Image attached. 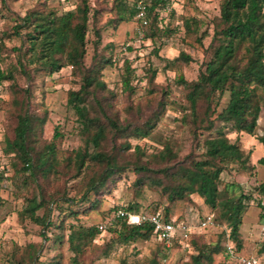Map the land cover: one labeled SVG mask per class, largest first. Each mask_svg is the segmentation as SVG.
<instances>
[{"label": "trees", "instance_id": "obj_1", "mask_svg": "<svg viewBox=\"0 0 264 264\" xmlns=\"http://www.w3.org/2000/svg\"><path fill=\"white\" fill-rule=\"evenodd\" d=\"M138 2L115 0L113 21L119 24L138 17ZM162 4H165L164 0L145 1L149 23L157 29ZM98 14L99 10L92 6L90 0H79L61 13L53 8L30 10L16 25V34L20 33L19 28L28 30L24 41L28 42L25 56L34 69L53 74L65 66H71L72 75L79 79L80 86L69 91L68 101L82 122L81 132L87 141L85 149L73 151L66 158L59 156L58 130L49 142L42 145L39 133L46 123V117L31 111L30 90H24L28 95L24 103L20 102L15 136L5 140L4 150L14 151L15 158L21 164L18 171L27 175L25 184H28V178L38 182L41 178L49 180L59 173L64 160L68 171L81 177V190L78 197L46 198L41 194L27 198L22 216L41 224L46 230L52 227L67 230V242L73 253L71 264H81L80 255L106 227L101 229L98 224L81 223L78 221L80 213L99 208L103 198L98 196L108 192L113 184L132 171L136 174L134 186L137 195L143 193L144 187H151L158 191L166 204L157 202L143 208L144 205L136 200L126 205L118 203L111 206L106 212L110 214L107 229L116 240L124 244L156 240L166 245L153 223L143 221L132 224L127 216H118V211L123 209L126 213L148 215L158 213L165 220L188 224L183 215L173 217L172 206L197 194L211 211L219 209L221 224L226 228L217 243H209L205 248L199 247L192 235L184 238L180 232L175 233L171 245L196 250L187 264H213L215 256L225 250L226 258L230 259L228 246L235 251L243 248L241 225L253 197L244 192L228 194L233 191L228 183L221 189L222 173L233 164L250 169L259 165L264 167V134L258 133L259 126L264 124V108L259 94V89L264 88V0H222L219 20L209 46V60L197 78L178 80L187 101L183 105V120L190 125L195 138L204 133L207 135L201 141L204 149L202 159L188 155L184 160L175 162L173 159L177 154L168 145L161 151L149 153L141 144L133 145L130 141L152 135L160 116L166 111L167 99L161 98L158 109L144 122L122 124L118 114L112 111L116 93L104 79V71L108 64H112V58L95 53L92 63H85L90 25ZM93 29L97 36L94 41L96 48L102 35L100 29ZM155 34L152 32L150 36ZM208 34V31H204L199 40L202 41ZM175 60L189 63L192 58L181 52ZM125 67L122 84L126 90L133 91L135 70L127 61ZM14 79V71L6 72L0 68V85ZM164 94L166 96L168 91H164ZM89 97L93 104L87 101ZM248 140L252 142L251 147H247ZM4 174L0 170V183L4 180ZM257 190L264 194V181ZM0 203H4L1 195ZM63 203H67V206ZM257 203L259 205V199ZM51 204L60 210L56 219L51 217ZM43 209L44 213L39 214L38 211ZM261 217L264 223L262 214ZM68 219L76 221L67 223ZM58 240L62 241V236ZM34 252H29L27 259H18L14 264L35 262L39 256ZM258 252L264 254V240ZM122 264L128 263L122 261ZM147 264H158L156 257L150 258Z\"/></svg>", "mask_w": 264, "mask_h": 264}, {"label": "rangeland", "instance_id": "obj_2", "mask_svg": "<svg viewBox=\"0 0 264 264\" xmlns=\"http://www.w3.org/2000/svg\"><path fill=\"white\" fill-rule=\"evenodd\" d=\"M77 1L0 0V68L6 72L12 70L15 74L14 80L0 85V170L5 173L0 183V195L4 199V203H0V264H14L18 259H27L32 251L39 259L31 264H71L73 253L67 242V230L56 227L46 230L41 224L23 217L21 211L27 198L35 195L44 194L46 198L80 196L81 177L68 171L62 160L59 173L49 180L41 178L38 182L28 178V184H25L27 175L18 171L21 164L15 158L14 151L4 150V147L5 140L15 136L17 112L21 109L20 102L24 103L27 99L28 94L24 90L29 89L31 111L46 117V123L39 133L42 145L49 142L58 130L60 158L86 148L87 141L81 132L82 122L68 101L69 91L80 86L79 79L72 75L71 66H65L53 74L34 69L25 56L28 42L24 41L28 30L19 28L20 33H15L16 25L22 22L30 10L53 8L61 13L73 7ZM114 1L90 0L99 14L90 25L85 63L90 65L95 53L112 58V64H108L104 71V79L116 93L112 111L118 114L122 124L144 122L158 109L160 99H167L166 111L160 116L152 135L142 140L131 139L133 145L141 144L149 153L161 151L168 145L177 154L174 162L182 161L188 155L202 159L204 149L201 141L207 133L195 138L190 125L183 120V105L187 101L183 88L177 82L180 78H197L209 60V46L219 20L222 0H164L165 4L159 9V29L151 26L149 19L144 24L138 17L116 24L112 10ZM94 27L100 29L102 35L96 48ZM204 31L209 34L200 41L199 37ZM152 32L156 34L151 37ZM181 52L189 54L192 60L189 63L175 60ZM126 61L135 70L133 91L126 90L122 84ZM166 90L168 94L165 96ZM259 94L264 108V88L259 89ZM87 101L93 104L90 97ZM259 127L258 133L264 134V124ZM246 144L247 147L252 146L249 140ZM253 147L255 150L256 145ZM221 177V189L227 183L233 188L228 194L244 192L253 198L241 225L243 248L235 251L228 246L231 258H226L225 250L215 256L213 264H247L242 263V259L252 257L258 260L257 264H264V254L258 252L264 240V223L257 203L262 195L257 187L264 181V167L259 165L250 169L233 164L224 170ZM135 178L136 174L128 171L108 192L98 196L103 198L99 208L80 213L78 221L81 223L106 226L95 242L80 255L81 264H122V261L147 264L154 257L158 264H187L191 254L196 252L194 248L184 250L172 245H161L156 240H140L131 244L116 240L107 229L110 214L106 212L111 206L118 203L126 205L136 200L144 205L143 208L157 202L166 204L158 191L151 187H144L143 193L137 195ZM63 204L67 206V203ZM50 206L53 210L51 217L56 219L60 210L55 204ZM172 209L174 218L183 215L187 219L189 233L201 248L209 243H217L226 228L221 224L219 209L211 211L205 200L197 194L189 200L175 203ZM38 213L42 215L44 209ZM210 215L212 218L207 225H202ZM69 221L76 220L68 219L67 223ZM59 236H62V241L58 240Z\"/></svg>", "mask_w": 264, "mask_h": 264}, {"label": "built area", "instance_id": "obj_3", "mask_svg": "<svg viewBox=\"0 0 264 264\" xmlns=\"http://www.w3.org/2000/svg\"><path fill=\"white\" fill-rule=\"evenodd\" d=\"M146 0H139V12H138V17L141 19V21L144 24L148 23V18H147V8L145 5ZM259 207L261 214L264 216V194L260 195L259 197ZM118 216H127L128 221L132 224H138L143 221H149L153 223L155 226V230L159 233V236L161 239L165 240V243L167 246H171V239L175 235L176 232H180L181 235L184 238L189 237V226L184 223H179L176 224L172 220H165L160 214H153V215H148L146 213H126L125 210L120 209L118 211ZM212 216H207L206 219L202 222V225H207V223L210 221ZM106 226L105 225H100L101 229H104ZM244 263L247 264H257L258 260L254 257L252 258H243L242 259Z\"/></svg>", "mask_w": 264, "mask_h": 264}]
</instances>
